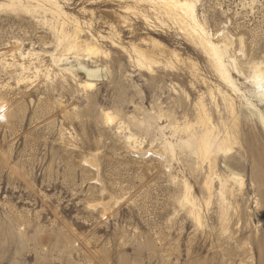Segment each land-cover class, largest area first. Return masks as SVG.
<instances>
[{
    "label": "rangeland",
    "instance_id": "1",
    "mask_svg": "<svg viewBox=\"0 0 264 264\" xmlns=\"http://www.w3.org/2000/svg\"><path fill=\"white\" fill-rule=\"evenodd\" d=\"M57 1L85 29L83 38H96L99 54L80 52L77 59L57 46L55 20L46 10L0 11V264H222V247L240 252L226 238L230 232L244 238L240 246L249 253L264 233L248 153L249 145L257 146L264 156L261 123L253 117L247 123L242 115L241 141L227 142L230 149L216 159L217 175L209 173L207 161L180 153L173 128L194 120L198 96L218 122L213 105L221 103L219 90L247 113L202 50L147 1ZM121 1L138 5L145 18L130 15L123 25ZM197 14L215 43L231 45L238 63V70L228 67L231 78L264 110L248 79L250 65L264 69V0H198ZM66 24L72 25L69 19ZM109 24L120 31L118 46L105 38ZM131 44L156 62L139 67ZM51 56L67 58L63 63L72 69L82 60L99 77L59 72L62 62ZM223 158L243 179L230 198L242 221L234 224L236 213L229 208L227 233L217 198V177L228 175ZM209 182L216 188L211 195ZM189 190L200 222L184 201ZM251 252L257 257V248Z\"/></svg>",
    "mask_w": 264,
    "mask_h": 264
},
{
    "label": "bare ground",
    "instance_id": "2",
    "mask_svg": "<svg viewBox=\"0 0 264 264\" xmlns=\"http://www.w3.org/2000/svg\"><path fill=\"white\" fill-rule=\"evenodd\" d=\"M33 1L36 2L35 6L34 5L32 6L30 4V2L32 3L31 0H0V11L3 10V12L5 13L4 9H11V11L12 10L18 11V9L24 11L27 10L26 12H28V10L29 11L32 10L34 14V11H37L38 8L43 9L44 11L46 10L50 13L52 19H54L56 22V24L55 22L52 23L51 31L53 32V36L57 42V46H62L64 51H69L70 53L76 54L77 59L78 56H80L79 54H81L80 52L85 53V56L92 54L96 55L100 53L101 47L98 44L96 38H93V35L90 33L92 31L91 30L92 28L90 27L91 31L89 32L91 35L90 37L92 39L90 38L89 40H87L83 38L82 31L83 30L85 31V29H82V27L79 25L78 20H76L75 18H71L70 16H68V14L65 13V11L59 5L57 0H33ZM43 1L49 3L48 6L50 7L49 8L47 7L45 9V6H43L42 4ZM134 1L135 2L147 1L149 3V8L151 10L159 13L162 17L169 19L176 26L179 32H181L184 36L189 38L198 48H200L204 53L205 57L207 58L211 68L220 78L219 80L220 81L222 80V82L224 81L223 83H226V85L231 89L230 91L236 93L237 97L242 100L243 105L246 108V113L248 116L244 113L243 109L242 110L237 109L234 102L235 99L232 97L233 95L230 96V94H228L227 92L223 93L219 90L217 92L221 99V103H214L215 100H211L214 103L213 107L215 108V113L218 116V120H217L218 122L214 123L215 120L212 119V112L210 110V107L206 106V103L202 99V96H198L199 97L198 100L193 104L194 120L185 119L184 123H182L183 124L182 126L177 125L172 130L173 136L175 138V144L176 146L179 147V150L181 151L180 153L184 152L187 155L196 154L197 158H201L202 161L203 160L207 161L208 162L207 170L209 173L214 175L216 174L215 167H216V159L218 158V155L219 154L224 155V153L230 149V147H228L227 145V142L238 143V141H241L240 121H242L241 118H243L241 116L242 115L244 116L243 119L247 123L253 122L252 121L253 120L252 117H253L255 120L259 121L262 127L264 128V110H258L252 104V102L249 101V98L244 93L240 92V89L238 87L239 85L237 86L235 80L231 78L228 71V67L238 70L237 69L238 63L235 61L233 55L230 53L231 45L225 42L224 46H220L212 40L213 34L207 31L204 25L201 24L198 19V14H197L198 0H134ZM36 7L38 8L35 10ZM119 7L122 10V15L121 16L118 15V18L123 25L126 24L127 26V22L130 21L129 18L130 15L141 14L143 15L144 18L146 16L144 14V11L138 9V5L136 4H128L126 1H121V5H119ZM68 19L69 22L72 23L70 27H68L69 26L68 24L65 25V20ZM108 32L109 33L105 38H108L111 44L118 46L119 43L117 40L120 39V35H119L120 31L116 30L114 27H111V25L109 24ZM152 42L154 44H158L155 41ZM131 47L136 54L135 62L139 67L150 68L151 65L156 62L157 60L156 57H154L149 52L144 51L140 49L138 46L133 44H131ZM123 49L126 50V48ZM172 55H177V54L173 52ZM51 59L55 63L62 62L61 64H58L57 69L59 70V72L62 71L75 76L77 71L80 70L83 72L84 76L86 77L89 78L99 77L97 70H92L87 68L84 64L81 63L82 60L78 62V66H79L78 69H72L70 66L68 67L66 66L65 63H63V61H66L67 58H62L60 56L58 57L51 56ZM169 63L166 64L169 65ZM250 66H251L249 67L250 75L248 79L251 85L253 86V89L255 90L253 93L255 96L258 95L260 99L264 101V69H262L261 66L256 63ZM196 74L199 75L198 73ZM15 76H17L16 78L18 81L24 80V78L19 74ZM200 80L203 82V84L205 83L204 78L200 77ZM87 85L90 86L91 83H88ZM207 88H209V86ZM209 94L211 97H213L212 88L211 90L209 89ZM239 114H241L240 117ZM105 116L107 117L108 120H113L114 118L110 116L108 113H105ZM170 146L172 147L171 144ZM248 153L252 156L251 162H253L251 181L253 183V189H254L253 191L256 195L255 208L256 211L264 214V168H263L264 156L260 152L259 147L257 146L253 147L249 145ZM222 163L226 167L228 171V175L227 176L219 175L218 176L219 179L217 177L219 183V186L217 184L219 188V190L217 188L218 190L217 198L219 201L218 203L220 208V214H222L221 230L224 231V233H227V231L229 230L228 225L230 223L229 222L230 215H228L229 208L233 209L236 213L234 224L237 225L242 221L241 214L238 211L239 206L237 202L235 200H233L234 202L230 201V198L233 195L234 185L237 184L239 187H241L243 185V179L240 173L235 172L234 170L231 169L232 166L229 163V161L226 160V158L225 159L223 158ZM230 180H232L233 183L231 182L229 184ZM212 181L213 179L211 180V183ZM210 185H211L210 182H209V186L206 184L208 194L211 195L213 194V190L216 191V188L213 189L212 186ZM190 190L187 191V193L185 194L186 196L184 197V201L188 203V204L186 203L187 205H189L188 212H190L194 220L200 222L201 213L199 208L197 207L198 201L196 203L194 198L190 197L191 195ZM208 199L209 197L207 198V200ZM185 202L184 205H186ZM241 230H242V226L240 224L239 231ZM226 238L233 240L235 246L238 248L237 252L239 251L240 252L234 253L233 249L229 246L222 247L220 252L222 264H264V233H263V237L261 236L256 241L253 240V242L255 241L253 246L248 247L249 250V253L247 252L249 254V256L247 255L248 257L244 256L246 251H243V247L240 246L242 241H244V238L241 235L235 237L234 232L233 233L230 232V235L228 233V236L226 235ZM253 247L257 248L258 251L257 257H255V253L251 252L253 250ZM247 259H249L250 261H247Z\"/></svg>",
    "mask_w": 264,
    "mask_h": 264
}]
</instances>
